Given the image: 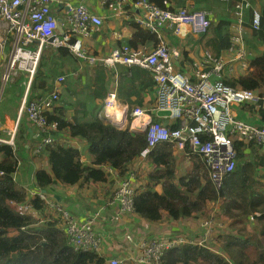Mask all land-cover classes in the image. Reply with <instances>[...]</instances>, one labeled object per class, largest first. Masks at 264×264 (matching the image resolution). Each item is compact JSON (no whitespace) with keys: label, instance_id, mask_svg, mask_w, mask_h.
Returning a JSON list of instances; mask_svg holds the SVG:
<instances>
[{"label":"built area","instance_id":"2783aa9c","mask_svg":"<svg viewBox=\"0 0 264 264\" xmlns=\"http://www.w3.org/2000/svg\"><path fill=\"white\" fill-rule=\"evenodd\" d=\"M59 0H0V23L5 26L6 33L12 39L11 51L8 57V69L4 74L23 73L28 77L26 93L40 59L44 47H64L76 58L88 64L99 63L112 67L116 64L137 66L151 72L154 80V100L149 109L134 107L130 112V128L146 133L147 144L139 153L142 159L147 158L149 152L160 142H169L173 147L185 150L189 155H195L203 161L209 172V177L216 190L222 187L227 174L232 172L236 164V150L233 137L243 143H254L264 146V124L256 126L245 123L234 115L231 106L260 101L264 106V90L255 93L238 87H231L224 83L222 78L223 60L209 52H204L202 65L209 69L196 66L195 80L174 67L180 52L176 46L165 43L161 37L162 28L168 26L176 32L182 26H188L189 31L195 34H204L210 25L208 11L189 10L186 7L170 8L169 1H163V7H158L147 0H132L131 7L125 9L127 0H105L113 11H118L127 17L140 12V25L150 34H154L158 42L150 49H135L122 44L108 54L95 56L87 54L83 47V39L89 37L102 24V17L91 12L85 0H78L74 5L63 8V17H56L50 6ZM251 7L250 0H235L234 12L237 22L235 31L240 33L243 11ZM252 27H260V13L253 9ZM58 27L61 28L60 33ZM234 37H231V40ZM235 50L238 59L245 57V51L230 46ZM63 76L57 78L60 83ZM114 91H109L103 100L105 108L115 101ZM59 100V90L55 87L48 93H40L33 100L23 98L19 108V115L24 111L29 125L36 131L37 141L32 150L35 153L44 151L46 145L58 143V137L50 132L56 129L57 122H47L46 113L53 110ZM120 115V110L118 111ZM129 116V115H128ZM155 116L158 121L152 119ZM144 117L139 125L133 121ZM114 124L119 121L109 116ZM129 126V124H128ZM14 131L10 134L7 143L13 146ZM4 172L0 170V175ZM137 165L128 168L126 176L120 179L111 195V203L117 206V215L134 216L133 197L137 190L146 187L140 183ZM12 180L15 182L14 175ZM29 197H37L43 208L48 210L42 221H53L64 233L68 244L75 250L94 251L99 253L101 238L93 231L96 213L83 221L75 218L63 207L53 195L41 189L34 188ZM8 203L19 214L38 216L41 209H36L29 201L17 203L9 200ZM97 218V217H96ZM252 219V218H250ZM112 218L110 224L113 225ZM200 232L196 235L177 233L172 236H151L139 234L135 236L131 231H124L125 240L130 243L135 253L130 260L136 264H162L163 253L180 244L202 245L209 248L210 235L222 227L221 223H213L212 217L197 222ZM40 240L44 241L43 238ZM107 264H121L119 258L106 259Z\"/></svg>","mask_w":264,"mask_h":264},{"label":"trees","instance_id":"16d2710c","mask_svg":"<svg viewBox=\"0 0 264 264\" xmlns=\"http://www.w3.org/2000/svg\"><path fill=\"white\" fill-rule=\"evenodd\" d=\"M147 1L163 7L164 0ZM185 2L169 0V6L183 7ZM259 13L260 27L258 30L252 29V36L262 46V50L252 56L247 73L223 79L224 83L231 87L253 92L264 90V4ZM227 24L226 20L217 24L210 22V38L206 45L214 55H219L229 46L230 31ZM48 48L51 46L42 49L29 85V90L32 91L44 89L37 95L48 93L50 90L40 88L43 83L35 81L38 79L43 51ZM258 113L264 118L263 109L259 108ZM152 119L158 121L155 116ZM46 120L57 122L56 131L67 130L69 136L86 141L92 164L96 165L83 164L78 151L72 146L58 143L46 145L43 152L47 155L50 170H36L34 181L39 189L47 192L57 184L71 186L80 181L103 182L107 175L102 165L125 174L132 160L139 156L147 144L144 131L133 132L128 126L119 129L96 115L92 119L68 121L63 110L55 106L46 113ZM130 120L131 117L127 116L128 124ZM21 133L27 136L25 125L20 119L14 136V146L0 142V170L4 172L0 175V264H107L106 258L97 252L72 248L56 222L43 220L38 223V218L30 214H19L8 203L9 200L23 203L29 199L36 209L44 210L43 203L37 197H28L24 190L16 188L12 180L20 151L27 149L24 143L19 142ZM233 145L237 162L232 172L225 176L219 190L215 189L207 170L195 155H191L195 158L190 159V167L177 175V163L172 144L169 142L158 143L147 155L149 163L156 166L154 171L149 173L148 180L160 183L162 191L157 192L148 186L137 190L133 197L135 215L150 222L160 221L164 217L184 219L201 214L208 202L215 203L220 200V211L222 210L230 221V230L235 231L217 233V248H214L216 243L211 245L213 248L210 244L209 248L186 243L174 246L163 253L162 264H264V193L255 190L251 178V174L258 167L254 164L258 145L252 142L243 143L235 137ZM247 150L249 151L246 152ZM254 212H259V215L256 216L252 231L232 226L235 223L243 224L248 215ZM204 214L205 211L201 215Z\"/></svg>","mask_w":264,"mask_h":264},{"label":"crops","instance_id":"0c3cea01","mask_svg":"<svg viewBox=\"0 0 264 264\" xmlns=\"http://www.w3.org/2000/svg\"><path fill=\"white\" fill-rule=\"evenodd\" d=\"M127 1L128 4L125 9L131 7L132 0ZM185 1L183 7L189 10L208 11V18L211 23L217 24L221 20H226L230 31V43L219 55H214L211 48L206 45L207 40L210 38V27L204 34H195L189 31L188 26H182L178 32H176L174 28L166 26L161 30L162 40L167 44L176 46L180 52L179 57L173 62L174 67L177 70L185 72L191 80H195V68L197 65L201 66L204 52L207 51L213 56H220L223 60V79L230 76L238 77L247 73L250 69L252 56L262 50V46L259 45L252 36V29H259H254L252 27V11L255 9L260 12L264 0H250L251 7L243 11L240 33H237L234 28L237 22V17L234 12L235 0ZM77 2L78 0H59L53 3L50 8L52 13L61 20L63 17V8L68 6V4L74 5ZM85 4L91 12L102 17V24L99 28L93 31L89 37L83 39L82 44L87 54L102 56L108 54L111 50L122 44L129 45L135 49L142 47L150 49L158 42L154 34H150L140 25L138 21L140 12L138 10H135L133 15L127 17L124 14L121 15L118 13V11L123 10L124 6L122 8L116 6V10L113 11L108 7L105 0H85ZM173 5L176 6L175 4ZM231 37L234 38L231 40ZM249 40L254 41L258 46H251ZM230 46L242 48L245 51V57L238 59L235 56V50H229ZM63 48L64 47H51L43 51L37 74L38 79H35V81L43 83L40 88H48L50 89L49 91H52L55 87L58 88L59 100L56 106L63 110L64 116L68 121L75 119H92L94 115H96V117L110 122L115 127L123 129L127 125V123H125L126 115L130 116V112L134 107H140L146 110L151 107L154 100V80L150 71L125 64H116L112 67L104 66L99 63L88 64L76 58L66 48ZM200 68L209 69L207 65H202ZM59 76H63V80L60 83L57 82ZM27 79L28 77L22 73L19 83L21 87L20 92H13L11 95L8 93L6 94L5 107L0 109V117L1 119L3 118L2 121L0 120V123L2 122L0 130L6 133H2L0 142L7 143V131L13 132L14 129H17L18 122L21 119V122L25 125L28 137L21 133L19 142L24 143L27 149L20 151L21 154L18 156L16 170L13 175L16 188L24 190L29 197V192L37 188L34 181L36 170L42 168L49 171L50 168L46 153L43 151L35 153L32 150L37 141V136L36 131L27 121L26 113L23 111L19 115L18 108L20 107L19 104H21L20 99L22 100V97H25L27 101L33 100L37 93L44 91V89H34L32 91L28 88L26 93V84L24 82ZM109 91L115 92L116 102L121 108L119 117L120 119L124 117L123 121L120 122L119 120L117 124H114L111 118L104 114L103 100ZM261 91L262 89H259L255 93H261ZM259 108L264 110L262 103H245L233 106L232 110L234 115L241 121L261 126L264 124V118L260 117L258 113ZM13 119H15V123L17 122L14 128L13 126L11 127L14 122ZM29 128L31 132L28 131ZM128 128L132 131L129 126ZM50 133L58 137V144H66L75 148L83 164L96 166L92 164L86 141L69 136L68 131L64 129L61 132L53 130ZM256 149L257 157L256 161H253L258 167H256L251 174V178L254 181V186L261 187L262 192L260 193H264V146H257ZM173 150V155L177 163V175H179L178 173L181 170V165L178 159H182V161L189 163V168L191 165L190 159L195 157H191V154L188 155L185 150L177 149L172 145V152ZM248 151L249 150L246 152ZM248 158L249 156L246 157V159ZM197 159L200 161L199 158ZM132 165H137L139 180L142 179L148 187H152L157 192L162 191L160 183L148 180L149 173L153 172L156 168L155 164H150L147 158L142 159L137 156L132 160L128 168ZM101 167L107 175L106 180L103 182L81 183L82 181H80L71 186L57 184L52 186V189L48 191L49 194L53 195L55 200L80 221L91 218L96 211H103L107 219H97L92 225L93 231L101 238L98 254L104 256L106 259L115 258L122 254L123 242L128 248L133 247L131 246V242L128 243L123 236L126 230L138 236L139 234L142 235L147 232L146 234L148 235L159 237L172 236L178 232L188 233L194 236L197 230L200 232V226L197 227V222L199 221L198 214L178 220L164 217L160 221L153 222L142 219L138 215H117V206L111 203V195L120 179L126 176V173L122 174L120 171L112 169L107 165H102ZM184 169L185 168H183V171ZM257 177H259L261 182L256 180ZM255 190L259 192V189H256V187ZM47 213L48 210L44 209L40 211L39 217L31 216L38 218V223H42L41 219L44 214L47 215ZM258 215L259 212L249 214L240 227H244L248 232L252 231L251 227L255 226V219ZM112 218L114 219L113 225L110 224ZM164 221H166L165 224L162 223ZM230 232L235 231L230 230ZM214 243H216L214 248H217L218 243ZM211 250L217 251V249ZM134 253L135 250L130 252V256ZM124 256L127 257V254H123L120 257L123 258Z\"/></svg>","mask_w":264,"mask_h":264},{"label":"rangeland","instance_id":"374dc122","mask_svg":"<svg viewBox=\"0 0 264 264\" xmlns=\"http://www.w3.org/2000/svg\"><path fill=\"white\" fill-rule=\"evenodd\" d=\"M249 42H250L251 46H253V47H257L258 46L257 43H255L254 41H250L249 40ZM11 43H12V39L6 33L5 26L0 23V109L5 107V100H6V94L7 93L9 95H11L13 92L19 93L20 90H21V87L19 86V83H20V79H21V74L22 73L13 74L11 72V73H8V76H7L6 79L4 78V74L7 72V69H8V57H9V53L11 51ZM24 83L26 84L27 80H25ZM22 102H23V97H22V100L20 99V103H21V104H19L20 106L22 105ZM19 108H18V111H19ZM231 108L233 109V106H231ZM127 116L128 115H126V122L125 123H127V125H128ZM0 120L2 121L3 118L1 119V117H0ZM13 121L14 122L12 123L11 127L13 126V128H14V126L17 125V122L15 123V119H13ZM130 122H129V127H130ZM1 123H0V125H1ZM8 128H10V127H8ZM7 132H8V135H6V140H8L10 138V134L12 133L10 131H7ZM2 133H6V132L0 130V137H1ZM173 153H174V150H173ZM178 161H179V164L181 165V170L179 171L178 174H181V173H183V168H185V171L187 170V168L189 166V163H187L186 161H182V159H178ZM202 164L204 165L203 162H202ZM204 167H205V165H204ZM205 169L207 170L206 167H205ZM207 172H208V170H207ZM208 175H209V172H208ZM256 180L258 182H261L259 177H257ZM140 183L143 184V186L147 187V184L142 179L140 180ZM255 187H256V189H259V192H262V189H261L260 186H255ZM205 210L204 211L206 212V215H201L202 213L198 214L199 219L201 221H203V220L205 221V220L209 219L210 217H212V222L213 223H221L222 224V227H220V230L216 229L210 235L209 239H212L210 241V247L212 248V246H213V244H214V242L216 240V236L215 235L217 233L226 234V233L230 232V226H229L230 221L227 219L225 213L222 210L220 211V201H218L217 203H214L212 201L210 203L208 202V204L205 207ZM204 211H202V212H204ZM95 215L97 217V218L95 217V219H105V218L107 219V217L103 214V211H96ZM162 223L165 224L166 221H164ZM241 225H243V224L235 223L232 226L240 227ZM253 228L254 227L252 226L251 229H253ZM146 233H144V235H147ZM178 233H180V232H178ZM135 236H138V235L135 234ZM132 251H133V248H128L127 245L123 242L122 254L121 255L127 254V257L124 256L123 258H121L120 257L121 255L120 256L118 255L115 258L121 259L122 260L121 264H136L134 261L130 260V252H132Z\"/></svg>","mask_w":264,"mask_h":264},{"label":"bare ground","instance_id":"6f19581e","mask_svg":"<svg viewBox=\"0 0 264 264\" xmlns=\"http://www.w3.org/2000/svg\"><path fill=\"white\" fill-rule=\"evenodd\" d=\"M110 103L108 104V106L105 108V112L107 115L115 118L114 120L122 122L124 117L122 119H120L119 115H118V111L121 110V108L118 106V103L116 102V100L114 101H109ZM144 117L141 118H137L133 121L134 125H139V121H143ZM119 125V124H118ZM122 125V124H121Z\"/></svg>","mask_w":264,"mask_h":264},{"label":"water","instance_id":"95a60500","mask_svg":"<svg viewBox=\"0 0 264 264\" xmlns=\"http://www.w3.org/2000/svg\"><path fill=\"white\" fill-rule=\"evenodd\" d=\"M58 29H59V31H60V33H62V30H61V28L60 27H58ZM29 132H31V129L29 128V130H28ZM136 132H142V131H140V130H137ZM43 191H45V190H43Z\"/></svg>","mask_w":264,"mask_h":264}]
</instances>
